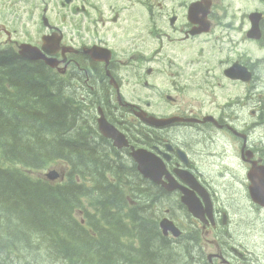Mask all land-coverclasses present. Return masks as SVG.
<instances>
[{
	"label": "flooded vegetation",
	"instance_id": "flooded-vegetation-1",
	"mask_svg": "<svg viewBox=\"0 0 264 264\" xmlns=\"http://www.w3.org/2000/svg\"><path fill=\"white\" fill-rule=\"evenodd\" d=\"M5 1L12 6L13 19L22 25L10 29L7 23H0V34L6 36L3 43L19 55L22 45L34 46L37 50L32 51L43 58L20 56L43 62L56 71L60 87L69 86L86 103L85 109L91 107V129H99L101 115L128 138L129 145L119 150L114 146L112 155L133 163L139 190L151 192L149 188L154 187L152 209L157 210L153 226L157 232L152 231L164 249L166 260L162 264H264V244L257 241H264V230L248 222L252 214L253 221L264 224V205L252 198L253 183L248 177L253 165H264V135L260 133L264 129L256 128L261 108L257 86L264 85L258 63L246 61L233 51L216 62L223 71V80L233 89L227 92L217 83L224 92L213 94L221 101L214 106L204 95L206 79L192 83L186 77L185 83L179 85L175 79L155 71L164 60L161 54L174 55L178 33L182 32L181 38L187 41L206 35L192 33L188 9L190 3L207 0ZM209 1L208 20L213 27L214 17L219 15L214 7L220 0ZM161 2L166 6L164 11ZM16 6L27 7L23 11L27 20ZM263 22L264 18L260 23L264 38ZM209 50L215 52L216 45ZM174 62L177 64L176 59ZM234 63L250 72L248 82L224 74ZM148 76H154L160 84H150ZM131 83L145 86L148 93L139 90L130 94L125 86ZM103 138L111 147L114 145L112 139ZM141 149L163 165L160 177L156 171L159 183L138 170L132 150ZM170 182L187 188L185 191L195 197L200 206L198 215L182 202V187L166 188ZM147 206L130 208L135 219L109 215L112 238L118 246L134 243L140 232L153 228L143 217L152 212ZM166 219L173 228L162 225ZM136 222L139 232L132 228ZM148 246L144 247L142 238L141 256L135 258L133 252H128L119 257H124L126 264H148L144 258L146 252H152ZM177 247H182L184 254Z\"/></svg>",
	"mask_w": 264,
	"mask_h": 264
},
{
	"label": "trees",
	"instance_id": "trees-1",
	"mask_svg": "<svg viewBox=\"0 0 264 264\" xmlns=\"http://www.w3.org/2000/svg\"><path fill=\"white\" fill-rule=\"evenodd\" d=\"M57 79L43 62L26 60L9 47L0 48V264H39L28 260L41 258L55 264H100L94 254L103 256L102 264L118 263L120 255L111 251L118 242L112 238L114 229L108 217L124 214L128 199L122 204L124 199L117 193L121 190L125 197L124 185L130 195L140 193L131 187L137 172L130 164L125 169L124 160L112 156L109 141L98 129H91L90 110L63 92ZM56 160L67 163V175L61 182L35 181L21 169L44 168ZM80 170L95 173V177L76 176ZM84 195L108 224L99 236L76 218ZM87 215L95 217L92 212ZM128 215L135 219L134 214ZM143 217L153 221L148 214ZM152 230L140 232L144 247L149 245L152 250L144 258L148 264H162L164 249ZM98 246L108 254L101 253L102 248L94 251Z\"/></svg>",
	"mask_w": 264,
	"mask_h": 264
},
{
	"label": "rangeland",
	"instance_id": "rangeland-1",
	"mask_svg": "<svg viewBox=\"0 0 264 264\" xmlns=\"http://www.w3.org/2000/svg\"><path fill=\"white\" fill-rule=\"evenodd\" d=\"M260 5V0H220L219 4L215 5V9H220L219 10V15H221L220 20H222V23H220L223 26V29L225 30V33L227 35L223 36L222 41L224 43V47L226 49H229L232 47V49L237 52L244 60L246 61H251L254 63L256 61L258 64L256 65L258 68V75L261 77H264V43L259 42V41H249V38L245 36L242 38L240 36L239 39V34L236 31L237 27L240 25L239 21L242 18L245 22V24L248 22L250 23L249 20V14L251 13L250 11L254 9L255 6ZM34 11H36V6L32 5L31 6ZM164 7V6H163ZM12 6L6 3L5 0H0V23H7L10 29L12 27H21V23L17 21L16 19H13V12H12ZM14 8H21V10L18 11V13L22 16H24V19L27 20V15L25 12L24 6H16ZM1 16H4L3 18ZM241 17V18H240ZM13 19V20H12ZM36 19V18H35ZM226 24H229V26H225ZM251 24V23H250ZM264 25V22H263ZM245 32V31H244ZM182 32L178 33L176 35V42L174 46V55L173 53H169L166 56L161 54V57L163 56V59L166 60L167 62L162 60V62L159 63L158 66H161L160 68L155 67V71L160 72L161 75H166L168 78H173L177 81L179 85H183L185 83V78L191 77L190 81L193 82H198L197 79L204 78L206 79V84L204 85L203 89L206 91L205 92V98L207 101H209L210 105H215L218 104L220 101V98L217 96H214L213 94H219L224 92L223 89H219L218 84L223 85V88L227 90V92L232 91L233 85L231 83H227L226 81L223 80L225 78L223 76V71H221V68L218 66L214 65L218 61V57L224 58L226 55V51L222 52L218 50L217 48V53L216 54H210V50L212 48V45L210 43V40L207 42H202V38L204 37H193L190 40L182 39L181 38ZM6 39V36L4 34L0 35V46H3V42ZM264 42V38H263ZM5 48V47H3ZM209 48V49H208ZM173 55V56H172ZM172 56V57H171ZM185 56L186 60L185 62L179 61V57ZM170 59H173L171 61ZM177 60V64H175L174 60ZM208 59V60H207ZM214 63V64H213ZM206 66H210V74H207L205 72H209L205 70ZM177 67V70L175 69ZM179 72V74H177ZM147 79V76L145 77ZM154 76H148V80L150 84L156 83L159 85L160 83L155 81ZM162 82H166V79L161 78ZM258 91L262 94H264V85H258ZM126 90L130 94H134L139 90H143L145 93H148V89L141 85L139 86L138 84H130L125 86ZM196 88L195 86H192L191 89ZM63 92H69L63 88H61ZM259 95V93H258ZM258 101L264 105V99L257 98ZM257 121L262 122V125H264V106L257 112ZM253 129V127H252ZM259 129V128H258ZM264 129V126L262 127ZM257 133V132H256ZM261 134L264 135V131L260 132ZM257 138L259 139V133H257ZM3 164V162H2ZM115 167H119L120 165L115 164ZM66 165L63 162H54L52 164L47 165L44 168H37V169H25L21 167L23 171H25L28 175H30L34 179H41V180H46V173L49 172L50 170H56L57 172L64 174L66 170ZM123 167L125 169H128L127 163L123 162ZM119 171L111 174H118ZM80 177L91 180L95 176L93 175H84L80 173ZM125 180H128L127 178L124 177ZM59 181H62L64 179H58ZM139 185V178L138 176L132 181L131 187L132 189L137 190ZM119 194L122 196L124 199L123 203L125 204L127 202V198L129 197L128 194L123 195V192L121 190H118ZM230 202V201H229ZM83 203L86 205L90 206L89 209H92L94 212V218H101L99 214L97 213L95 207L91 204V201L87 196L83 198ZM122 203V204H123ZM153 205H148V211H152L149 215L150 218H153L154 221V215H155V209H152ZM132 207V203H126L124 206V211L125 212H130V208ZM95 209V210H94ZM79 211V210H78ZM77 211V213H78ZM80 213L84 214L82 211H79ZM80 216V214H79ZM254 216L252 214L248 215V222L252 223L253 226H256L258 229L264 230V224L259 223L258 221H253ZM153 221H148L150 225L153 226ZM239 221V220H238ZM237 221V222H238ZM87 229L89 230L90 233L95 234L96 230L92 224L89 223V219H86L85 222H83ZM138 222L135 223V225L132 227L134 230L139 232V225L137 224ZM102 225V223H101ZM103 226V225H102ZM153 229L157 232V229L155 226H153ZM94 230V232H93ZM259 235V234H257ZM141 236V235H140ZM140 236L136 238L134 243H130L125 246H118L117 249L111 250L114 255H119L128 253V252H133L135 254V258H138V256H141L139 253V247H140ZM258 242L264 244V241L261 240L260 238L257 239ZM99 247V246H98ZM102 247V246H100ZM123 247V250H122ZM182 254H184V249L182 247H177ZM97 249V247H96ZM95 250V249H94ZM118 252H117V251ZM125 250V252H124ZM110 252V251H109ZM120 252V253H119ZM103 248H102V252ZM111 253V252H110ZM106 255L108 254L107 252L105 253ZM97 257V260H99V263L102 264L103 256L100 254H94ZM185 257L184 255L180 258V260ZM37 260V261H36ZM32 262H38L39 264H53L50 260L46 258H41L40 260L38 259H33V260H28ZM124 261V257H120V262L116 264H126ZM112 263V262H111ZM110 263V264H111ZM34 264V263H33ZM62 264V263H60ZM63 264H68L67 262H64ZM113 264V263H112ZM115 264V263H114Z\"/></svg>",
	"mask_w": 264,
	"mask_h": 264
},
{
	"label": "water",
	"instance_id": "water-1",
	"mask_svg": "<svg viewBox=\"0 0 264 264\" xmlns=\"http://www.w3.org/2000/svg\"><path fill=\"white\" fill-rule=\"evenodd\" d=\"M252 36H255L259 38L261 34L258 31H255V33L251 34ZM30 50H23V54L25 52ZM33 59L39 58V56L32 57ZM236 69V66L234 67ZM250 75H241L240 78H243L245 80H249ZM99 131L101 134L107 138H110L114 141V145L118 148H122L123 146L129 145L128 139L124 133H122L120 130L115 129L110 123L107 122L105 117L99 118ZM132 155L137 163L138 170L142 172L146 177L151 178L154 181H159L160 175L163 173V165L159 164V162L156 161L153 154L144 152L142 150H133ZM159 177L157 176V173ZM258 171L261 173L259 174ZM254 172H257V174H254ZM50 177L54 178L57 176L56 173L51 172L48 174ZM249 178L252 181V185L250 187V192L252 198L257 201L258 203L264 205V167H255L249 172ZM182 201L185 202L189 209L196 215L199 214L197 211L199 209V204L197 203L194 196L189 194L187 191L184 190V196L182 197ZM163 226L172 227L171 222L168 220H164L162 222ZM175 229V228H174ZM177 235L179 234L178 229L176 230Z\"/></svg>",
	"mask_w": 264,
	"mask_h": 264
},
{
	"label": "bare ground",
	"instance_id": "bare-ground-1",
	"mask_svg": "<svg viewBox=\"0 0 264 264\" xmlns=\"http://www.w3.org/2000/svg\"><path fill=\"white\" fill-rule=\"evenodd\" d=\"M249 18L251 19V21H252V24H260L261 23V20L264 18V16L263 15H257V14H252V13H250L249 14ZM261 38L263 39V35L261 34ZM219 50V49H218ZM22 56H24V57H27V58H30V59H32V60H36V59H33L32 57H34V56H39V58H43L44 57V55H42L41 53H39V52H33L32 50H30V51H27V52H25V54H23ZM39 58H37V59H39ZM86 65V64H85ZM98 68H100V67H98ZM92 73V72H91ZM224 74L227 76V77H230V78H232V79H237L238 78V76H237V74L235 73V72H233V71H231V70H229V71H225L224 72ZM93 75V74H92ZM85 77V76H84ZM102 77V76H101ZM47 82V81H46ZM97 82V81H96ZM47 85V84H46ZM108 86V85H107ZM50 87V86H49ZM62 87V86H61ZM94 88V87H93ZM49 90H50V88H49ZM95 90V89H94ZM39 91V90H38ZM78 91V90H77ZM85 91V90H84ZM91 92V91H90ZM107 92V91H106ZM63 95V94H62ZM34 96V95H33ZM84 97V96H83ZM63 99H65V98H63ZM29 100V99H28ZM33 101V100H32ZM36 101V100H35ZM57 103V102H56ZM36 105V104H35ZM71 105V104H70ZM31 106V105H30ZM48 110V109H47ZM20 113H21V111H20ZM79 122V121H78ZM49 125V124H48ZM53 125V124H52ZM47 126V125H46ZM51 126V125H50ZM54 127V126H53ZM53 127H52V129H53ZM56 128V127H55ZM65 129V128H64ZM250 129H252V128H250ZM77 130V129H76ZM84 132V131H83ZM70 138V137H69ZM89 138V137H88ZM65 141V140H64ZM82 142V141H81ZM60 143V142H59ZM92 150V149H91ZM142 151H147V150H143V149H141ZM99 152V151H98ZM96 153V152H95ZM103 154V153H102ZM84 155V154H83ZM97 156V155H96ZM76 157V156H75ZM100 157V156H99ZM13 160V159H12ZM18 161V160H17ZM14 162V161H13ZM23 163V162H22ZM105 163V162H104ZM13 164V163H12ZM13 166V165H12ZM25 166V165H24ZM79 167H80V165H79ZM80 168H84L83 166L82 167H80ZM17 169H19V168H17ZM76 169H78V167L76 168ZM109 169V168H108ZM84 171V170H83ZM86 171V170H85ZM84 171V172H85ZM18 172V171H17ZM88 172V171H87ZM19 173V172H18ZM80 173H82L81 172V170L79 171V173H77V174H75L76 176H79L80 177ZM23 174V173H22ZM21 174V175H22ZM82 174H84V175H93V176H95V173L93 174V173H88V174H85V173H82ZM103 174V173H102ZM65 175H67V173L65 174ZM14 177V176H13ZM25 178H26V176H25ZM24 181V180H23ZM3 184V183H2ZM27 184V183H26ZM34 184V183H33ZM5 185V184H4ZM7 186V185H6ZM27 186V185H26ZM25 186V187H26ZM32 186V185H31ZM39 187V186H38ZM110 192V191H109ZM92 193V192H91ZM117 193H118V191H117ZM110 195V194H109ZM11 196V195H10ZM30 196V195H29ZM83 196V195H82ZM85 196V195H84ZM88 196H90V195H88ZM117 196L118 197H120L118 194H117ZM91 197V196H90ZM8 198V197H7ZM114 198H115V196H114ZM123 199V198H122ZM121 199V200H122ZM95 200V199H94ZM119 200V199H118ZM117 200V201H118ZM110 201V200H109ZM119 202H120V200H119ZM5 203V202H4ZM120 203H122V201L120 202ZM124 204V203H123ZM109 205V204H108ZM17 222V221H16ZM68 230V229H67ZM64 231V230H63ZM78 231V230H77ZM81 233V232H80ZM68 234V233H67ZM54 235V234H53ZM58 236V235H57ZM74 236V235H73ZM79 237V236H78ZM71 239V238H70ZM73 239V238H72ZM52 240H53V237H52ZM55 240V239H54ZM53 240V241H54ZM60 240H61V238H60ZM80 241V240H79ZM144 241V240H143ZM74 242V241H73ZM58 243V242H57ZM62 243V242H61ZM75 243V242H74ZM109 243V242H108ZM55 244V243H54ZM166 245V244H165ZM85 246V245H84ZM149 247V246H148ZM164 247V246H163ZM98 248V250L97 249H93L94 251H99V250H101L100 248H103V247H97ZM80 249H82V248H80ZM115 249V248H114ZM119 249V248H118ZM113 250V249H112ZM122 250H123V247H122ZM79 251V250H78ZM117 251V250H116ZM150 251V250H149ZM166 251V250H165ZM102 252V251H101ZM118 252V251H117ZM124 252H125V250H124ZM99 253V252H98ZM113 253V252H112ZM120 253V252H119ZM150 253H152V252H150ZM115 254V253H114ZM121 254V253H120ZM119 254V255H120ZM113 256V255H112ZM112 264V263H111ZM116 264V263H115Z\"/></svg>",
	"mask_w": 264,
	"mask_h": 264
}]
</instances>
